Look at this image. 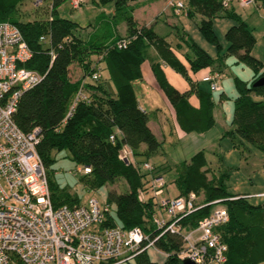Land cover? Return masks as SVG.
<instances>
[{
	"label": "trees",
	"instance_id": "1",
	"mask_svg": "<svg viewBox=\"0 0 264 264\" xmlns=\"http://www.w3.org/2000/svg\"><path fill=\"white\" fill-rule=\"evenodd\" d=\"M24 1L0 0V21L12 22L20 28L32 51L23 65L37 70L42 79L20 95L13 119L25 131L34 127L40 130L37 151L46 169L53 205L81 204L77 197L60 192L48 173L55 160L53 151L66 149L77 164L90 166L89 172L77 171L82 173L81 179L88 189L114 183L118 178L127 183L126 192L108 190L107 199L115 204L116 211L114 214L109 210L102 225H120L123 228L137 225L154 238L160 233L152 218L155 199L151 195L139 199L138 194L140 190L147 192L151 177L159 175L153 173L155 165L147 158L160 149L162 141L148 125V112L139 106L133 82L142 79L141 64L153 48L160 60L152 59L151 69L184 131H201L213 124L212 91L209 87L201 88V83L189 78L186 65L164 35L154 31L152 25L139 24L133 14L136 0L132 4L129 3L131 0H111L114 4L112 16L121 11L120 16L118 20L104 19L107 29L97 39L81 37L76 33L78 23L59 14L58 7L66 0H47V4L40 7L42 0H32L36 10L43 12L34 17L23 11ZM99 1L107 3L110 0ZM187 2V14L202 16L200 28L204 37L218 46L216 57L196 42H187L190 53L186 54V59L190 69L196 71L209 66L212 73H221V68L213 67L214 61L217 59L219 66H225L223 60L230 55L251 66L253 76L250 80L233 76L237 94L232 127L224 134L240 138L239 143L234 140L235 146L245 141L264 150V83L252 85L264 74V71L260 72L261 60L251 53L256 42L254 27L232 6L233 3L239 4L238 0H226V3L224 0ZM250 3L264 7V0H252ZM183 8L187 9L185 4ZM218 16L231 20L223 34L224 44L219 42L215 32L214 19ZM119 22H125L124 35L118 31ZM122 39L126 40L125 45H119ZM93 54L98 55L95 62ZM161 61L181 73L189 81L190 89L180 92L166 77ZM71 64H79L83 71L77 79L70 74ZM103 68L107 72L106 79L102 75ZM93 74L97 77L94 78ZM79 90L85 98L79 96L76 100ZM192 91L199 95L198 107L187 99ZM142 144H145L144 150L140 149ZM124 145L131 147L139 164L148 161L151 167L142 168L120 158L119 149ZM142 155L145 157L139 159ZM206 165L203 149L177 165L174 183L179 192L176 195L188 196L190 192L197 195L196 208L180 218L182 229L195 227L199 219L214 207L224 206L229 219L216 226L227 244L224 264L264 261V199L254 203L246 196L234 194L224 182L226 173L209 175ZM162 177L165 180L164 193H169L168 183ZM154 243L166 253L161 263L150 258L147 248L120 264H178L181 261L178 256L183 247L181 233L165 231L155 238ZM15 264L21 263L16 260Z\"/></svg>",
	"mask_w": 264,
	"mask_h": 264
},
{
	"label": "built area",
	"instance_id": "2",
	"mask_svg": "<svg viewBox=\"0 0 264 264\" xmlns=\"http://www.w3.org/2000/svg\"><path fill=\"white\" fill-rule=\"evenodd\" d=\"M81 1L70 3L78 7ZM251 1L238 0L242 6ZM170 3L177 10L184 7L181 0ZM125 44V39L119 41V45ZM31 54L20 28L1 20L0 264H15L16 260L21 264H120L154 246L155 238L165 231L181 233L183 247L178 252L181 259L190 257L197 264H224L227 244L216 226L229 219L227 208L214 207L195 227L183 230L180 218L196 208L197 195L165 194L162 176L151 177L147 192L140 190L138 194L139 199L147 195L155 199L152 218L160 233L154 238L137 225L131 228L102 225L110 205L95 196L81 204L53 205L46 169L37 151L40 130L34 127L25 131L13 119L20 95L42 79L37 70L23 65ZM216 78L213 74L203 77L210 81L212 89L219 88ZM79 96L85 98L81 90L76 100ZM119 157L139 164L127 145L119 149ZM141 167L150 168L151 163L143 162ZM76 170L89 172L90 166H78Z\"/></svg>",
	"mask_w": 264,
	"mask_h": 264
},
{
	"label": "crops",
	"instance_id": "3",
	"mask_svg": "<svg viewBox=\"0 0 264 264\" xmlns=\"http://www.w3.org/2000/svg\"><path fill=\"white\" fill-rule=\"evenodd\" d=\"M169 1L170 0H136L137 5L144 3L145 6L138 12L136 11V7L134 9L135 11H133V14L138 20L139 24H145L147 26L152 25L154 31H156L158 34L164 35L169 41H171V33L181 36L182 31L179 27V24L180 20L182 21L185 19V13H181L183 9L177 10L174 6L173 8H169L168 11L160 13L162 7L167 5ZM253 6L255 8L259 7V5ZM111 13H113V10L112 12L110 11L109 14ZM155 13H160V15L164 17L162 20L165 21L164 27L158 26L160 23L157 24L155 22L157 19L153 20L152 17L155 15ZM243 17L247 19L245 15ZM230 24L231 20L224 16H218L214 19V25L221 37ZM163 30L164 33H161ZM196 39L198 44L205 48L210 54L214 55L215 48L210 42L203 39L202 37L199 38V36ZM174 52L177 56H180L178 57L186 65L188 73L192 79L201 84L207 83L209 89L212 91V99L214 101V122L211 126L201 131H184L180 127L176 119L175 109L158 85L156 77L151 69L152 59H160L158 58L156 52L150 48L151 59L147 65H143L145 60L142 62V79L140 80L147 79V83L145 85L146 91L151 94L150 90L152 88L154 94L156 92V95L162 98L163 102L165 103V112L158 106H156V109L150 108L154 107V104H146V94L143 91L136 92L135 90V93L139 106L148 112V125L157 138L162 141L160 149L147 158L150 159L155 165L153 173L164 176L167 183H174V178L178 169L177 165H179L183 160L189 159L195 151L203 149L207 159L206 166L208 167L209 175L219 174L221 172L226 173L224 182L231 192L236 195L246 196L251 202H261L264 199L263 195L261 194L264 192V150L245 141H242V143L235 146L234 140H237L236 143H239L240 138L238 136L232 138L230 135L224 134L226 129L232 127V124L231 122H223V115H218L219 112L216 108H220L217 107L218 104L216 103V98L213 96V91L218 90L222 91L220 99H223L226 95L221 84L222 73H212L209 66L200 68L196 71L191 70L188 61L183 59V57L175 50ZM161 64L168 80L180 92H185L190 89V83L179 72L174 70L170 65L163 61H161ZM72 65L73 64H71L70 67ZM74 73L75 77H73V79L80 77L79 71L75 70ZM211 74L217 76L216 79L219 84L218 89H212L210 87V81L203 79V77L206 75ZM251 75L252 74L249 76ZM208 87L205 88L207 89ZM201 88L204 87L201 85ZM149 97L153 99V95H150ZM142 99L146 101L145 104H143ZM187 99L194 107H198L200 105V99L197 91L190 92L187 96ZM168 138H170L171 141L170 143L166 144ZM140 149L144 150L145 144H142ZM141 157L143 158L145 156L142 155L138 158L140 159ZM178 192L179 191L176 188V192L169 193L176 195ZM261 262H258L257 264H260Z\"/></svg>",
	"mask_w": 264,
	"mask_h": 264
},
{
	"label": "rangeland",
	"instance_id": "4",
	"mask_svg": "<svg viewBox=\"0 0 264 264\" xmlns=\"http://www.w3.org/2000/svg\"><path fill=\"white\" fill-rule=\"evenodd\" d=\"M181 1L186 5L187 8L186 10L183 8V11L181 12V13H185V19L182 21L180 20V24H179V27L181 28L182 31L181 34L182 37L175 35L174 33H171L172 37L170 38L171 40L170 42L172 43L173 49L176 52H178L183 57V59H186V54L190 53L189 52L190 50L187 47V42L188 43L191 41L196 42L197 41L196 38H198V36L199 38L202 37L205 40L206 38L204 37L200 28V20L202 16L197 13H192L190 15L187 14V10L189 8L187 2L188 0H181ZM170 2L171 0L167 3V5L162 7L160 13L161 12L164 13L168 11V9L171 7L173 8L174 5H172ZM129 3L132 4L135 2L134 0L133 1L131 0L129 1ZM41 4L43 5L47 4V0H42L39 4V7ZM113 5H114L113 1L111 0L107 3L100 2L99 0H82L81 4L77 8H72L69 0H66L58 7V11L60 15L71 18L72 20H75L78 23V27L76 29V33L78 35H80L83 38L92 36V39L94 38L97 39L101 36V33L107 29V23H104L103 20L104 19L109 20L113 18L118 20L120 16L121 11H118L117 15L115 16L109 14L110 11L112 12V10L114 9ZM135 5L137 7V8L135 7L137 12L139 10H142L145 6L144 3H140L139 5H137L136 3ZM253 5L256 4L249 3L247 5H244V7L240 6L238 3L232 4V6H234L235 11L243 16L245 15L247 17L248 24L254 27V35L256 38V42L252 47L251 53L261 60L262 66H260L261 67L260 72H263L264 71V7L258 4L259 7L255 8ZM22 8L24 9L23 11L25 12L27 11V13H29V17L39 16L43 13L41 9L40 12L36 10L34 6V2L32 0H25L24 3L22 4ZM48 11H50V8L48 9ZM101 12L103 13L101 14ZM160 13H155V15L152 18L153 20L157 19L155 22L157 24L160 23L158 26L164 27L165 21H162L164 17L161 16ZM117 26L119 33L121 35H124L126 32L125 22L122 23L119 22ZM215 30L219 42L224 44L225 43L224 37L223 36L221 37L218 34V30L216 27ZM161 33H164V30L161 31ZM212 45L215 48L214 55L217 57L218 46H216L215 44ZM97 58L98 55L93 54L92 56L93 62H95ZM150 59L151 57L149 52V55L145 57V61L143 65L149 64L148 62L150 61ZM223 61L225 62V66H219L218 60L215 59L213 67L215 69H218V67L221 68V73H222L221 84L223 86V91L225 92L226 95L223 99H220V95L222 91L218 90V91H213V96H215L216 98V103L218 104L217 107L220 108V109L216 108L219 112L218 115H223V122L226 121L227 123L228 122L230 123L232 117V111H233L234 98L237 94L233 82V76L238 75L239 77L245 80H250L253 76V70L251 66L246 64L245 62L239 60L237 61V59L233 55L225 57ZM79 66H80L79 64H74L70 67V74L72 75V77H75V73H74L75 70L79 71L80 75L82 74L83 71H81V68ZM106 73H107L106 69L103 68L102 75L105 79L107 75ZM250 74L252 75L249 76ZM188 76L192 81H194L189 73ZM146 83H147V79L134 80L133 84L136 92L143 91L146 94V99H145L147 101L146 104H154L153 105L154 107H150V108L156 109V106H158L162 108L163 111L165 112V103L163 102L162 98L156 95V92L154 94L152 88L150 90L151 94L148 93L145 89ZM201 85L204 88L208 87L207 83H202ZM150 95H153V99L149 97ZM145 100L142 99L143 104H145L146 102ZM170 141L171 139L168 138L166 144L170 143ZM53 156L55 160L52 163V165H50V167L48 168L49 176L55 180L57 188L60 192H65L66 194H70L71 196L77 197L79 199L78 203H84L85 201H87L89 197L92 196L97 197L101 201L109 202L107 199L108 190L115 189L118 192H126L128 190L127 183L123 178H118L115 180L114 183L103 184L95 189H88L85 186L84 181L81 179L82 173L77 172L76 170V168L78 166L81 167V165L77 164L71 158V156L69 155L66 149H61V150L55 149L53 151ZM168 184H169L168 192H172V193L176 192L175 184L171 182H168ZM165 193L167 194V191H165ZM195 201H197V199ZM109 205H110V210L112 211V213L114 212L115 214L116 211L115 204L109 202ZM147 252L152 260L157 261L158 263L162 262L164 258V253H163L164 251L162 250L157 251L155 246H150L147 249ZM260 264H264V261L261 262Z\"/></svg>",
	"mask_w": 264,
	"mask_h": 264
},
{
	"label": "water",
	"instance_id": "5",
	"mask_svg": "<svg viewBox=\"0 0 264 264\" xmlns=\"http://www.w3.org/2000/svg\"><path fill=\"white\" fill-rule=\"evenodd\" d=\"M264 83V74L260 75L256 80L253 81L252 85H258ZM178 264H197L192 258L184 257Z\"/></svg>",
	"mask_w": 264,
	"mask_h": 264
}]
</instances>
